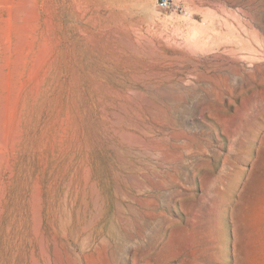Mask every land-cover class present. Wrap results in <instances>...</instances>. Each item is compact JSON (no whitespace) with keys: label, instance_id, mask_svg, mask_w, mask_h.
I'll return each mask as SVG.
<instances>
[{"label":"rangeland","instance_id":"obj_1","mask_svg":"<svg viewBox=\"0 0 264 264\" xmlns=\"http://www.w3.org/2000/svg\"><path fill=\"white\" fill-rule=\"evenodd\" d=\"M0 0V264H264V0Z\"/></svg>","mask_w":264,"mask_h":264},{"label":"built area","instance_id":"obj_2","mask_svg":"<svg viewBox=\"0 0 264 264\" xmlns=\"http://www.w3.org/2000/svg\"><path fill=\"white\" fill-rule=\"evenodd\" d=\"M156 6L158 9L167 11L172 10L176 13H182L183 10L178 5H175L172 0H156Z\"/></svg>","mask_w":264,"mask_h":264}]
</instances>
